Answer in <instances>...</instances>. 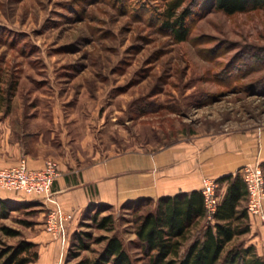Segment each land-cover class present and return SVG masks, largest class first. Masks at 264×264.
<instances>
[{
    "label": "rangeland",
    "instance_id": "rangeland-1",
    "mask_svg": "<svg viewBox=\"0 0 264 264\" xmlns=\"http://www.w3.org/2000/svg\"><path fill=\"white\" fill-rule=\"evenodd\" d=\"M168 1L0 0V125L23 140L39 134L50 141V159L67 153L87 162L96 152H156L264 131V10L225 15L210 2L185 0L176 14L189 9L188 36L176 42L162 16ZM13 204L0 219V256L42 229L36 200ZM109 215L113 230L98 229L93 216ZM135 217L122 207L89 209L74 232L88 234V249L71 246L78 256L62 264L95 258L105 245L97 240L112 235L132 264H147ZM249 246L264 263V223L255 219L224 253Z\"/></svg>",
    "mask_w": 264,
    "mask_h": 264
},
{
    "label": "crops",
    "instance_id": "crops-1",
    "mask_svg": "<svg viewBox=\"0 0 264 264\" xmlns=\"http://www.w3.org/2000/svg\"><path fill=\"white\" fill-rule=\"evenodd\" d=\"M38 135L23 140L22 135L14 134L11 125H0V168L13 167L23 158L30 169H41L53 154L50 141L45 144ZM82 159L67 153L57 157L59 176L46 199L0 189V199L6 202L36 200L42 208V229L30 242L37 248L38 258L30 264H62L77 225L93 207L117 209L138 200L156 201L200 191L205 178L217 180L247 165L264 162V131L191 139L156 152H96L88 162ZM221 189L222 196L225 185ZM50 211L57 213L65 227L62 238L53 239L44 229Z\"/></svg>",
    "mask_w": 264,
    "mask_h": 264
},
{
    "label": "trees",
    "instance_id": "trees-1",
    "mask_svg": "<svg viewBox=\"0 0 264 264\" xmlns=\"http://www.w3.org/2000/svg\"><path fill=\"white\" fill-rule=\"evenodd\" d=\"M202 1L210 2L216 11L225 15L264 10V0ZM184 3L185 0H170L162 12L164 24L176 42H183L188 36L185 22L190 16L189 9H183L176 14ZM3 98L4 92L0 87V100ZM261 166L264 167V162ZM216 181L218 188L225 185V191L211 219H207L200 191L182 192L161 197L156 201L143 199L122 206L131 209L136 215L134 234L138 242L137 246L146 257L147 264H264L256 257L251 246L233 247L224 253L227 244L236 236L249 232L250 218L246 210V186L240 172L224 175ZM150 205L153 209L149 208L145 211L144 208ZM16 206L0 199V219L5 218L11 208ZM96 217L93 216V219L98 229L113 230L112 216L102 217L99 220ZM200 223H202L200 236L190 240L192 231ZM1 230L7 236L17 234L6 227H1ZM85 236L88 237V234H73V243L69 246L65 262L78 256L77 253L70 252L71 246L79 250L88 249ZM102 240L105 241V245L95 258L85 257L73 264H132L117 235L101 237L97 242ZM188 240H190L189 245L182 251ZM34 248L33 243L21 242L18 246L2 253L1 264L33 263L38 258Z\"/></svg>",
    "mask_w": 264,
    "mask_h": 264
},
{
    "label": "built area",
    "instance_id": "built-area-1",
    "mask_svg": "<svg viewBox=\"0 0 264 264\" xmlns=\"http://www.w3.org/2000/svg\"><path fill=\"white\" fill-rule=\"evenodd\" d=\"M240 175L247 191L246 210L251 219L264 223V171L259 163L247 165L240 170ZM59 176L58 163L54 159L45 161L41 169L33 170L25 159L10 168H0V189L22 193L36 199H46L53 184ZM218 183L215 179L205 178L200 192L203 197L207 219H211L220 202ZM45 231L53 238L65 235V227L61 226L58 215L50 211L44 222Z\"/></svg>",
    "mask_w": 264,
    "mask_h": 264
}]
</instances>
